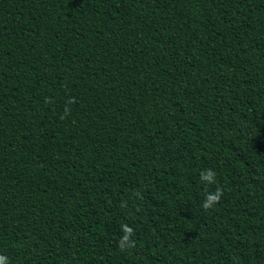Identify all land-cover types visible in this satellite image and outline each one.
<instances>
[{"label": "trees", "instance_id": "trees-1", "mask_svg": "<svg viewBox=\"0 0 264 264\" xmlns=\"http://www.w3.org/2000/svg\"><path fill=\"white\" fill-rule=\"evenodd\" d=\"M0 264H264V0H0Z\"/></svg>", "mask_w": 264, "mask_h": 264}]
</instances>
